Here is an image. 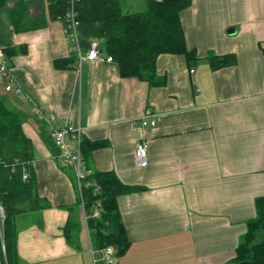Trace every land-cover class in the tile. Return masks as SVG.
Wrapping results in <instances>:
<instances>
[{
  "label": "crops",
  "instance_id": "0c3cea01",
  "mask_svg": "<svg viewBox=\"0 0 264 264\" xmlns=\"http://www.w3.org/2000/svg\"><path fill=\"white\" fill-rule=\"evenodd\" d=\"M20 1L30 3L31 14L43 4L7 0L0 11V45L14 52L7 61L23 90L7 91L9 80L0 78V95L22 115L46 205L25 204L16 217L17 264H95L75 171L51 134L67 118L82 129V147L102 143L90 150L93 171H114L140 188L118 198L131 243L117 264H236L264 197V0H193L181 19L197 59L161 54L154 83L123 76L116 61L60 66L73 55L64 20L15 32L11 13ZM148 1L128 0L126 9L121 3L140 12ZM80 40L86 53L93 39ZM213 56L234 62L214 67ZM148 108L157 124L142 128L134 121ZM142 139L149 143L146 167L136 160Z\"/></svg>",
  "mask_w": 264,
  "mask_h": 264
},
{
  "label": "trees",
  "instance_id": "16d2710c",
  "mask_svg": "<svg viewBox=\"0 0 264 264\" xmlns=\"http://www.w3.org/2000/svg\"><path fill=\"white\" fill-rule=\"evenodd\" d=\"M7 0H0V11ZM193 0H149L145 10L125 11L121 0H78L75 4L83 36L102 42L107 55L113 56L123 76H136L155 82L156 62L164 53H179L187 59H197L196 50L187 45L181 13ZM72 6V0H43L37 14L30 13V3L20 1L11 13L15 32L37 30L47 26L49 20L64 19ZM12 55V49L6 48ZM214 67L234 62L230 56H213ZM77 63L76 55L59 60L60 66ZM102 143L86 146L83 153L88 161L90 150ZM89 149V150H88ZM33 144L22 126V115L11 108L7 99L0 95V203L5 212L2 248L0 236V264H17L16 217L29 209L38 210L46 205L36 191L33 176ZM27 166L30 177L24 179ZM99 186L84 188L87 208H102L100 217H91L89 227L93 244L101 249L115 245L118 255L130 246L125 224L119 210L118 198L122 194L140 189L123 183L114 171H94L90 177ZM257 216L247 224L245 239L239 244L234 257L236 264H264V197L256 201Z\"/></svg>",
  "mask_w": 264,
  "mask_h": 264
},
{
  "label": "built area",
  "instance_id": "2783aa9c",
  "mask_svg": "<svg viewBox=\"0 0 264 264\" xmlns=\"http://www.w3.org/2000/svg\"><path fill=\"white\" fill-rule=\"evenodd\" d=\"M77 1L78 0H72V6L67 11L63 20L65 22V32L72 44L71 50L72 53L76 55L78 65L80 66L82 62L89 60L100 59L114 61L113 56L107 55L102 51L101 42L97 39H93L90 42L89 49L86 53L83 52L80 40V21L77 17L78 13L75 6ZM0 78H6L9 80L6 85L7 91H14L16 94H21L23 92L19 85H14V79L11 76L10 66L7 61L6 50L2 45H0ZM134 122L139 124L142 128L156 126L157 124L155 114L150 108L145 111L144 115L135 119ZM51 134L55 145L59 150V157L61 158V161L65 165L72 167L75 171L81 204L86 212V219L89 220L91 217H100L102 208L97 205L91 212H89L83 196L84 188L93 187L95 193H98L99 186L96 181L90 179L94 171L87 165V161L83 153L82 129L80 127H74L70 119L67 118L64 121L63 126L59 129H52ZM148 153L149 143L146 139H142L136 149V160L138 166L146 167L148 165ZM30 175L31 171L27 166L24 179L27 180ZM4 221L5 212L0 203V223L2 222V228H0L1 238H4ZM96 253H100V256L96 257ZM93 254L95 255V264H98V262H102V264H117L118 249L115 245H108L98 249L97 251L93 249Z\"/></svg>",
  "mask_w": 264,
  "mask_h": 264
},
{
  "label": "rangeland",
  "instance_id": "374dc122",
  "mask_svg": "<svg viewBox=\"0 0 264 264\" xmlns=\"http://www.w3.org/2000/svg\"><path fill=\"white\" fill-rule=\"evenodd\" d=\"M127 1L128 0H123V6H124V8L126 9V6H127ZM2 223V222H1ZM0 223V228H2V224ZM0 236H1V234H0ZM5 236V235H4ZM1 240H2V248L4 249V241H5V238H1Z\"/></svg>",
  "mask_w": 264,
  "mask_h": 264
}]
</instances>
